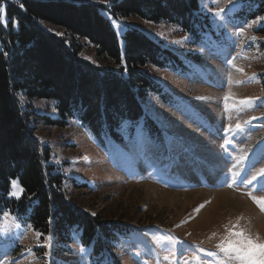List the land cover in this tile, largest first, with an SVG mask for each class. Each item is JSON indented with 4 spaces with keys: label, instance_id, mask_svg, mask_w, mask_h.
I'll return each instance as SVG.
<instances>
[{
    "label": "rangeland",
    "instance_id": "obj_1",
    "mask_svg": "<svg viewBox=\"0 0 264 264\" xmlns=\"http://www.w3.org/2000/svg\"><path fill=\"white\" fill-rule=\"evenodd\" d=\"M70 1L101 5V13L121 37L122 48V35L136 27L177 54L186 71L150 69L162 90L148 96L143 106L158 136L155 130L149 136L140 121L135 128L127 125L119 141L97 139L76 119L65 127L41 119L31 122L34 136L48 148L56 171L64 176L67 201L98 218L104 229L119 225L129 232L97 263L79 235L59 245L53 238L49 241V235L37 238V232L19 220L20 228L11 222L6 225L3 215L0 264H216L208 251L217 250L226 225L239 223L264 240V220L259 222L264 210L249 195L264 197V190H256L257 182L241 183L264 169V20H257L264 13L242 23L237 17L242 0H199V18H208L210 26L201 25L198 40L169 21L153 22L138 15L116 18L108 9L112 0ZM219 9L224 12L217 15ZM42 25L70 41L63 27ZM77 42L80 57L96 65L104 63L89 41ZM228 94L234 98L229 104L258 99L253 107L237 104L227 109L223 97ZM202 96L208 99H197ZM21 99L37 115L57 116L54 100ZM238 121L244 124L243 131L227 130L228 124L234 127ZM21 188L18 181L11 192L20 197ZM6 226L9 231L4 234Z\"/></svg>",
    "mask_w": 264,
    "mask_h": 264
},
{
    "label": "trees",
    "instance_id": "obj_2",
    "mask_svg": "<svg viewBox=\"0 0 264 264\" xmlns=\"http://www.w3.org/2000/svg\"><path fill=\"white\" fill-rule=\"evenodd\" d=\"M0 3V219L10 212L22 225H30L42 236L51 235L59 245L79 235L100 263L129 229L119 225L104 229L98 218L67 201L64 176L56 171L48 148L34 136L31 122L41 119L47 125L65 127L76 119L97 139L119 141L127 125L134 127L140 121L149 136H158L143 106L148 96L162 90L150 69L182 72L186 67L177 54L136 27L122 35V48L121 37L99 4ZM108 9L116 18L138 15L153 22L176 23L198 40L201 25L210 26L208 18L206 22L199 18V0H112ZM263 13L264 0H242L237 17L248 23ZM42 22L63 27L70 41L47 31ZM78 39L89 41L104 63L96 65L80 57ZM22 97L54 100L57 116L35 114ZM14 180L23 189L19 198L9 194Z\"/></svg>",
    "mask_w": 264,
    "mask_h": 264
},
{
    "label": "snow or ice",
    "instance_id": "obj_3",
    "mask_svg": "<svg viewBox=\"0 0 264 264\" xmlns=\"http://www.w3.org/2000/svg\"><path fill=\"white\" fill-rule=\"evenodd\" d=\"M22 6V5H21ZM2 9H0V14H2ZM223 9H219L216 13L217 15H220L223 13ZM257 20H264V17H258ZM6 22V21H4ZM115 23V21H113ZM253 24L256 23V21L252 22ZM117 27H121V25L117 24ZM244 29L241 28L240 32L243 33ZM63 35V34H59ZM187 39V38H186ZM253 40L256 38L253 37ZM231 63V61H229ZM235 66V65H233ZM240 72H243V68L237 69ZM197 99L200 100H207V97H198ZM230 99H234L231 94L225 95L223 97V101L225 104V107L227 109H231L233 107H237V104L241 107H253L256 104V100L258 98H252L248 97L245 99H240L238 102L229 104L228 101ZM261 106H264V101H261ZM264 115V114H262ZM251 119H256V117H252ZM251 123V120L244 122V124ZM244 124L240 123L239 121L235 124L233 127L232 124H228L227 130L235 133H239L244 130ZM234 139V137H233ZM225 146L230 147L231 144L228 140L224 141ZM87 159V157H85ZM245 159V158H241ZM251 179H247V177L243 178L241 180V183H247L249 185L253 184V182H257V188L256 190H264V183H260L258 180V177L260 180H264V169H260L258 173L251 174ZM233 184H235V180H233ZM233 184H229V187H232ZM18 185V181H12L13 188H16ZM20 193H23V189H19ZM10 195L19 198L17 196L16 191H12L9 193ZM249 195L252 197V199L261 207L262 210H264V197H256L252 195L250 192ZM204 205L201 204L199 208H203ZM199 208H197V211H199ZM92 216H95L96 213H91ZM18 217L11 216L10 212H4V220L7 225V223L11 222L14 224L16 228H20V224L16 223L18 220ZM238 219H242L238 218ZM28 227H31L30 225ZM226 235L225 237L218 243L217 250L216 251H208L203 248L200 249V251H208V254L215 258L216 264H264V240H262L258 235L251 234L246 228H243L239 225V223L232 225L231 227L226 225ZM9 229L7 226L3 229L4 234H7ZM19 235V233H18ZM42 234L37 232L36 236L39 238ZM49 241L52 239L51 235L47 238ZM174 239V238H173ZM50 246V245H48ZM30 251V249H27ZM45 255H48V253H45Z\"/></svg>",
    "mask_w": 264,
    "mask_h": 264
},
{
    "label": "bare ground",
    "instance_id": "obj_4",
    "mask_svg": "<svg viewBox=\"0 0 264 264\" xmlns=\"http://www.w3.org/2000/svg\"><path fill=\"white\" fill-rule=\"evenodd\" d=\"M217 161V160H216ZM225 205H227V204H225ZM233 208V207H232ZM241 213H242V211H241ZM211 215V214H210ZM206 218V217H205ZM204 218V219H205ZM261 219H263L264 220V217L262 216V217H260V219H259V222H261ZM201 221V220H200ZM202 222V221H201ZM262 223V226H261V230L263 231L264 230V222H261ZM260 227V226H259ZM264 232V231H263Z\"/></svg>",
    "mask_w": 264,
    "mask_h": 264
}]
</instances>
